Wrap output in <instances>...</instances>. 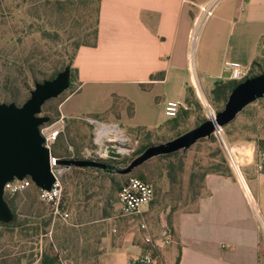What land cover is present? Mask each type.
<instances>
[{"label": "crops", "instance_id": "1", "mask_svg": "<svg viewBox=\"0 0 264 264\" xmlns=\"http://www.w3.org/2000/svg\"><path fill=\"white\" fill-rule=\"evenodd\" d=\"M194 2L214 6V14L199 28L195 46L190 42L198 14ZM263 38L264 0H101L97 43L82 45L74 59L79 89L59 104L60 115L66 116L65 130L55 143L59 154L78 159L89 148L91 127L79 116L118 122L132 133L168 120L169 102L186 104L193 97L205 106L215 83L230 79L225 61L251 67ZM252 161L248 159L241 175L208 173L203 193L193 202L185 196L186 189L180 196L167 180L160 202L169 210L173 241L153 254L155 264H160L156 260L160 255L168 264H175L178 257V264H264V173L252 167ZM77 168L80 174L91 170ZM106 175L105 180L114 184L116 175L122 174ZM77 186L83 187L80 197L69 200L68 208L63 199L69 220L53 216L50 224L49 252L58 256V264H139L136 258L148 248L141 224H147L153 237L162 234V228L156 230L143 218L150 204L141 214L125 217L120 212V189L117 198H94L96 192L84 183ZM34 202L20 201L23 247L0 255V264L43 263L42 214H31ZM173 205L195 206L172 212ZM140 216L139 225H132Z\"/></svg>", "mask_w": 264, "mask_h": 264}, {"label": "rangeland", "instance_id": "2", "mask_svg": "<svg viewBox=\"0 0 264 264\" xmlns=\"http://www.w3.org/2000/svg\"><path fill=\"white\" fill-rule=\"evenodd\" d=\"M77 2L78 0H63L64 3V10L54 11L48 10L47 7H39L36 8V2L37 0H29L27 1L25 5V10H29L28 12H32L38 15L43 16V20L40 23L43 30H48L50 32H57L58 37L54 38H47L44 39L41 37V32L37 31L34 34H32L27 41L25 42L24 46L21 48L23 51L29 50V52H33L38 59L44 60L39 63V65L36 67L35 75L43 79L44 77H48L54 70V68L57 66H60L64 61L68 60V57L70 54L73 53L74 49V41L75 40H92L91 35H87L91 31V26L95 21L96 14L94 12L91 13V15L87 17L81 16L80 11V4L79 2L71 3V2ZM20 2H22L20 0ZM45 1H43L44 3ZM92 2V3H91ZM89 4L92 7H95V1L92 0ZM42 2L40 1V4ZM39 5V3H37ZM5 4H3L0 7V37L5 38L9 34L8 32V26L5 24L7 18L4 17L3 14L5 12H2L3 8H5ZM37 9V12H36ZM39 10V11H38ZM30 17H26V20H30ZM38 28V27H37ZM264 58V55L262 56ZM32 75H30L31 78ZM48 78H45L46 80ZM31 81V80H30ZM43 81V80H42ZM40 82V81H39ZM32 86V89H34L35 85L34 83H30ZM74 88L78 87L77 81H74ZM31 89V91H32ZM73 92V89L68 88L65 90L60 96L57 98H54L52 100L47 101L42 108L41 115L43 116H53L54 121L57 119V109L59 110V103L60 101L69 93ZM23 94L24 91H23ZM24 96V95H23ZM10 95L6 93V91L0 89V102H7L9 103ZM28 98H23L20 103L21 105L27 100ZM213 112L217 113L220 108L218 109L217 106H215L211 100L206 103L204 106L202 105V110L198 111L199 115L201 117H205L206 119L210 116V107ZM196 116L193 115L189 119V125L188 128L194 127L196 124ZM53 121V122H54ZM123 126V125H122ZM124 127V126H123ZM125 128V127H124ZM125 130L131 134L132 136L136 137L137 132H132L125 128ZM85 132V131H84ZM171 134H169L165 129H162L158 131L154 136H152V140L154 144H160L164 143L170 140ZM218 143L211 145L210 147L206 143H202L201 145L195 146L192 149H190L186 155H185V168L186 172L189 171L191 166L195 161H201L202 164H206L208 162V154L211 149L214 150L216 146L222 144V138L232 147H235L236 150L233 152V156L235 160L237 161V164L240 167V172H243V166L248 163V159H253L251 166L254 168H257V161L256 158H258L259 155V142L260 140L264 139V98L258 99L255 102L251 103L249 106L246 107L242 112H240L236 118L230 122L227 126H224L222 128V136L218 135L216 136ZM142 143V140H139L137 149L140 147ZM64 146L67 150H71L69 144H67L66 141H64ZM90 148V146H88ZM64 148V150H66ZM224 148V147H223ZM62 150V151H64ZM74 150V149H72ZM225 150V149H224ZM242 150V151H241ZM249 150V151H248ZM137 151V150H136ZM53 152L59 153L58 145L53 146ZM72 152V151H70ZM241 152L243 154H241ZM63 153V152H62ZM65 153V151H64ZM225 155L227 158V161L229 165L231 166L232 170L236 173H238L231 162L229 156L227 155V152L225 151ZM85 155V149L81 151L79 154L80 157H84ZM247 157V158H246ZM120 160V159H119ZM122 162L120 161H110L111 164L114 165H121ZM162 165L158 163L157 161H154L149 169L151 172V184L155 188V199L154 201L148 206V211L143 216L144 219L149 221L150 225L155 228L156 230L162 228V222H167L169 224V210L166 207L165 204L160 202V198L163 190H167L168 184H167V177L165 176V171L162 170ZM85 172V173H84ZM82 174L78 173L77 170L72 169L69 171L65 177L64 180V204L65 207L68 208V203L70 202L72 198H79L80 192L82 191L83 187H79L77 185L84 183L87 187V189H90V192H96L97 195L94 196V198H109L114 199L117 198L116 193V187L114 184H110L108 181L105 180V177L107 176L104 172L100 171H92L87 170L84 171ZM239 174V173H238ZM240 175V174H239ZM135 177L136 175H132ZM117 182L123 183L126 179V177H122L121 175H116ZM85 188V187H84ZM158 195H157V193ZM119 195V194H118ZM36 197V198H35ZM24 199H35L34 206L30 207V212L33 215L42 214V248L43 253L45 251H49L51 249V240L49 238L50 232H51V225L47 226V233H44L43 231V223L48 221V218L50 215L52 216V223L53 215H52V208L39 201L37 197L36 190L33 187H30L27 191L20 193L16 197V213L21 214L23 207L20 205V201H23ZM195 205H189L181 207L180 210H191L194 208ZM171 209V208H170ZM70 210V209H69ZM115 215L118 216V211H114ZM21 218V217H20ZM118 219H128L129 218H117ZM133 220V219H132ZM142 217H137L132 221V225L135 224L136 226L139 225V222L142 221ZM51 224V223H50ZM18 227H5L0 226V255H3L4 253L9 252H18L21 250L23 246H21L22 238L20 236V231H18ZM33 234V232H32ZM31 234V235H32ZM37 241V239H36ZM27 247H30V243L26 245ZM176 251L173 255V260L176 258ZM157 263L160 264H168L166 260V256H156Z\"/></svg>", "mask_w": 264, "mask_h": 264}, {"label": "trees", "instance_id": "3", "mask_svg": "<svg viewBox=\"0 0 264 264\" xmlns=\"http://www.w3.org/2000/svg\"><path fill=\"white\" fill-rule=\"evenodd\" d=\"M21 1L22 2H20V0H0V7L3 4L6 5L5 8H3L2 12H5V14H3L4 17L7 18L5 24L9 28L8 29L9 34L7 35V37L5 38L0 37V89L6 91V93L10 95L9 102H15L17 105H21L20 101L23 98L26 99L30 97V93L32 89L30 83H34L35 85L37 82L42 81L45 78L53 79L58 75L59 72L63 71L67 66H70L71 77H70L69 88L70 89L72 88L73 92H75L77 87L74 88L73 85H74V81L77 80L78 70L77 68L74 67V59L76 57L78 49L82 45L95 46L97 43L101 0H94L95 7L93 6L91 7L89 4L92 0H78L77 2L76 1L71 2L76 4L79 2L82 17H87L88 15L90 16L92 12L96 14L95 21L90 27L91 31L87 34L92 36V40L91 41L75 40L73 53L69 55L68 60L64 61L60 66L58 67L56 66L53 72L48 77H44L43 79L38 78L34 73L39 63L44 60L40 61V59L34 56L35 54L33 52L31 51L29 52V50L28 52L23 51L21 50V48L24 46L27 39L37 31L41 32V37L44 39H47L49 37L50 38L58 37V34L57 32L52 33L48 30H43L42 28H39L41 27L40 23L43 20V16L38 15L39 13L35 14L32 12H28L29 10L24 9L27 1L29 2V0H21ZM40 1L42 2L41 4ZM43 1L45 2L43 3ZM37 3H39V5ZM36 5H37L36 8L38 9L40 6L41 7L45 6L48 8L49 11L53 9L54 11L56 10L58 12L59 10L60 11L64 10L63 0H37ZM26 17H30L31 19L26 20ZM260 49H261L260 55L257 56V58H255V60L251 64V72L248 78L264 73V58H262V56L264 55V38L261 40ZM30 75H32L31 78ZM238 83L240 82L232 79L221 80L216 82L213 89L211 90L210 99L212 103L215 106H217L218 109L220 108V110H222L225 107V104L228 100L230 93L237 86ZM23 91L25 94H23ZM186 104L188 106L187 109L181 107L175 116L172 117L170 116L168 120H166L163 124H161L157 128H153V129L140 128V127L137 128L136 138L142 140L140 147L137 149V151L133 154L132 157H125L123 159H120L122 160V162H117V163H122V164L115 166L117 168L126 167L134 158L141 155L149 146L154 144L152 140V136H154L158 131L166 128L167 132L171 134L170 140H172L176 137L185 134L186 132L192 130L193 128L199 126L201 123L207 120L205 117H201L198 114L199 113L198 111L202 110V105H201L202 103L197 98L188 97L186 100ZM246 107L244 109H246ZM56 113L58 119V117L60 116V112L58 109ZM193 115H197L196 124L194 125V127L188 128L189 119ZM53 121H54V117L51 116L50 121L46 124L52 123ZM228 124H226L225 126H227ZM202 143H206L210 147H212L211 145L217 144L218 140L215 134H212L209 137L201 138L186 151L180 150L169 154L158 155L146 161L139 167H137L132 173L121 176L122 177L127 176L128 179L129 177H133L132 175H136L135 177L151 183L150 180L152 178L151 176L152 174L150 172L149 167L154 161H157L162 165L161 166L162 170L165 171V176L167 177L171 190L172 189L179 190V195L182 196L181 194L182 189L183 188L186 189L185 196L191 202H193L197 200L199 196L203 193L205 189V178L208 173H215L224 176L234 175V171L232 170L231 166L227 161L225 155L226 153L222 144L216 146L214 150L213 149L210 150L208 154L209 160L206 164H202L201 161L197 160L193 163L189 171L186 172L185 160H184L186 153L193 147L201 145ZM258 145H259V155L258 158H256V161L257 163L262 164L263 167L262 172L264 173V139L260 140ZM89 146L90 147L92 146V142ZM57 155L60 157V159H62L64 156L59 153ZM78 159H83V158H78ZM120 160L106 159L102 161L107 163L113 161L114 163V161H120ZM73 169H80V168L73 167ZM85 169L98 170V171H103L106 174H112V171L101 170L95 167H85ZM121 185L122 183L120 181L114 183V186L116 187L117 190L121 188ZM35 190L38 197L39 188L35 187ZM16 197L17 195L11 197L5 194V199L10 205L15 217L14 220L9 223L0 221V226L16 227L23 224V222L19 220L18 214L16 213ZM181 207L184 206L173 205L171 207V211L172 212L177 211ZM51 219L52 216L50 215L48 221L43 223L44 225L43 231H45L44 233H47L46 227L50 225ZM149 248L150 245L148 244L147 249ZM159 252L160 251L158 250H153L154 255H157V253ZM178 262H179V257L177 258L175 264H178ZM42 264H58V256L51 254L49 251H45L43 253Z\"/></svg>", "mask_w": 264, "mask_h": 264}, {"label": "water", "instance_id": "4", "mask_svg": "<svg viewBox=\"0 0 264 264\" xmlns=\"http://www.w3.org/2000/svg\"><path fill=\"white\" fill-rule=\"evenodd\" d=\"M71 68L67 66L53 79L35 84L30 97L22 104L0 102V221L12 222L14 213L5 199V185L14 179L30 177L35 186L51 189L55 177L51 171L50 150L44 145L41 126L50 121L43 116V105L60 96L70 86ZM264 97V73L249 77L237 84L230 93L225 107L215 113V121L205 122L185 134L160 144L149 146L126 167L87 159L59 160V163L76 167H95L113 173L127 175L146 161L162 154L186 151L201 138L209 137L217 129L223 128L249 104ZM106 154L114 159H122L116 148L109 145Z\"/></svg>", "mask_w": 264, "mask_h": 264}, {"label": "built area", "instance_id": "5", "mask_svg": "<svg viewBox=\"0 0 264 264\" xmlns=\"http://www.w3.org/2000/svg\"><path fill=\"white\" fill-rule=\"evenodd\" d=\"M193 4L198 8V14L194 18L193 28L190 33V42L195 46L199 40V28L207 18L214 14V6L207 3L198 4L194 2ZM224 68L229 73L230 79L238 82H242L247 79L251 72V67L244 66L240 62L234 60H226ZM78 89L79 86L76 91ZM181 107L185 109L188 108L187 104L182 102H169L166 106L165 113L169 117L175 116ZM209 113V118H211L212 115L215 116V112H213L211 107ZM78 118L89 124L92 131V146L85 150L83 159L95 161L110 159L111 157H109L105 152L106 147L109 145L116 148L117 152L122 155V159L125 157H132L136 152L139 139L129 134L120 123L108 122L88 115L79 116ZM65 127L66 116L64 115H60L58 119L52 123L41 126V134L45 139L44 145L50 150V165L52 174L55 177V182L49 190L39 188L38 196L42 202L51 206L52 214L55 218L61 217L67 221L70 218V213L63 209V179L72 166L61 164L59 163V160H69L75 158L64 156L60 159V157L53 152V146L58 141L60 135L64 132ZM214 134L216 136H222V128L217 129ZM222 145L236 171L239 173L238 169L240 170V167L233 156V152L236 148L230 146L223 138ZM257 168L262 170V164L257 163ZM32 185H34V182L30 177H26L23 180L14 179L13 181L6 183L5 194L11 197L18 195ZM154 198L155 190L151 183L137 177H129L121 185L119 190L121 215L131 217L141 214L144 207L151 204ZM141 229L147 231V235L144 240L150 245V248L137 257L136 262L139 264H155L153 250L162 251L172 243V229L165 221L162 222V234L160 236L153 237L149 234L148 226L145 222L141 224Z\"/></svg>", "mask_w": 264, "mask_h": 264}, {"label": "bare ground", "instance_id": "6", "mask_svg": "<svg viewBox=\"0 0 264 264\" xmlns=\"http://www.w3.org/2000/svg\"><path fill=\"white\" fill-rule=\"evenodd\" d=\"M211 119L215 121V116L212 115V116H211ZM241 151H242V150H241ZM248 151H249V150H248ZM243 153H244V152H243ZM243 153L241 152V154H243ZM246 158H247V157H246ZM237 169H238V168H237ZM238 171H239V174L241 175V172H240L239 169H238ZM242 179H243V178H242Z\"/></svg>", "mask_w": 264, "mask_h": 264}]
</instances>
